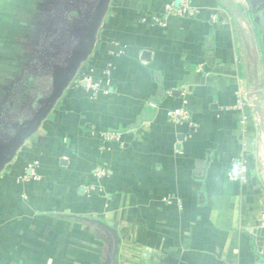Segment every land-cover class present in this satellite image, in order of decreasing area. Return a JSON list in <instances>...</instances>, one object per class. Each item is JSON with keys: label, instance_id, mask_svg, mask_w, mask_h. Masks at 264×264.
<instances>
[{"label": "crops", "instance_id": "0c3cea01", "mask_svg": "<svg viewBox=\"0 0 264 264\" xmlns=\"http://www.w3.org/2000/svg\"><path fill=\"white\" fill-rule=\"evenodd\" d=\"M49 1L0 0V119ZM249 1L187 0L178 16L165 7L180 0H110L87 62L0 172V264H108L94 221L116 230L117 264H264V45ZM80 71L96 92L73 84ZM182 106L190 120L169 121Z\"/></svg>", "mask_w": 264, "mask_h": 264}, {"label": "flooded vegetation", "instance_id": "af4514ba", "mask_svg": "<svg viewBox=\"0 0 264 264\" xmlns=\"http://www.w3.org/2000/svg\"><path fill=\"white\" fill-rule=\"evenodd\" d=\"M98 2L52 0L44 3L41 13L32 20V29H27L31 33L26 60L14 81L13 98L4 105L8 115L0 119L3 139L34 116L51 92L54 76L71 65L74 53L89 30Z\"/></svg>", "mask_w": 264, "mask_h": 264}, {"label": "water", "instance_id": "95a60500", "mask_svg": "<svg viewBox=\"0 0 264 264\" xmlns=\"http://www.w3.org/2000/svg\"><path fill=\"white\" fill-rule=\"evenodd\" d=\"M109 4L110 0H99L95 12L91 17L89 30L86 31L84 39L79 44L78 50L74 53L71 65L54 76L52 80V90L49 95L43 99L34 116L23 123L20 130L10 141L5 143L2 147L0 146V172L4 169L6 164L12 161L17 150L24 142L36 134L41 123L49 116L58 101L62 98L65 90L76 77L80 67L87 62L93 52L96 36L108 12ZM83 86H85V84H83ZM94 223L111 236L108 264H117L116 254L118 251L119 237L116 230L101 221H94Z\"/></svg>", "mask_w": 264, "mask_h": 264}, {"label": "built area", "instance_id": "2783aa9c", "mask_svg": "<svg viewBox=\"0 0 264 264\" xmlns=\"http://www.w3.org/2000/svg\"><path fill=\"white\" fill-rule=\"evenodd\" d=\"M188 10H190V6L187 3V0H180L179 5H174V4H169L165 7V13L169 14V15H182L183 13L187 12ZM156 23L158 25H162L164 22L162 21V19H155ZM84 81L86 82V88L90 89L91 92H96L99 89V83L95 82V83H89V78H82L79 80V84L82 85L84 83ZM184 91L180 92V96L183 97L184 95ZM236 97H237V102H238V107L241 108V106H243L244 104H246L248 102V98L246 97L245 94H243L242 90L237 91L236 92ZM189 114L187 112V110L182 106L181 108H177L171 111H168L167 113V118L169 121L171 122H187L188 120H190L189 118ZM239 166H237L238 168ZM241 167V166H240Z\"/></svg>", "mask_w": 264, "mask_h": 264}, {"label": "rangeland", "instance_id": "374dc122", "mask_svg": "<svg viewBox=\"0 0 264 264\" xmlns=\"http://www.w3.org/2000/svg\"><path fill=\"white\" fill-rule=\"evenodd\" d=\"M247 15L249 16L251 23H247L250 27L248 30H259L264 45V0H250L248 5H246ZM249 11V13H248ZM80 78H86L84 73L80 71ZM80 78H76V81L73 82L74 85H79Z\"/></svg>", "mask_w": 264, "mask_h": 264}]
</instances>
